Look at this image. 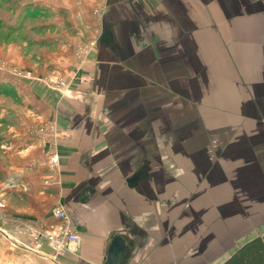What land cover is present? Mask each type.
Masks as SVG:
<instances>
[{"label": "crops", "instance_id": "0c3cea01", "mask_svg": "<svg viewBox=\"0 0 264 264\" xmlns=\"http://www.w3.org/2000/svg\"><path fill=\"white\" fill-rule=\"evenodd\" d=\"M100 2L45 3L61 11L52 58L67 78L77 74L66 90L32 75L7 84L21 108L0 122L10 129L0 135V264H224L264 226V0H216L207 17L202 0H107L96 15ZM185 37L198 50L211 37L224 59L211 65L226 95L216 103L227 110L220 147L217 135L203 143L200 131L188 140L171 128L169 90L186 87ZM80 41L95 46L78 69ZM228 51L242 59L234 80ZM192 59L206 69L201 52ZM46 122L67 133L57 165L34 134ZM57 207L82 242L53 261L47 243L42 255L27 247L30 227L58 228Z\"/></svg>", "mask_w": 264, "mask_h": 264}, {"label": "rangeland", "instance_id": "374dc122", "mask_svg": "<svg viewBox=\"0 0 264 264\" xmlns=\"http://www.w3.org/2000/svg\"><path fill=\"white\" fill-rule=\"evenodd\" d=\"M38 1H42V4L40 5ZM49 1L53 0H0V122L2 120L1 115L5 113L8 108L13 112H15V109L21 108L16 95L12 93L8 94V89L6 88L8 83L18 81L19 78H23V76L28 73L36 78L41 76L47 80L49 79L48 83L51 82V80L56 81L66 77L63 72V66H60L61 64H58L55 62V59L52 58L56 53L57 47L55 46H58V44L55 43V38H53L55 36H53L54 34L52 33L54 29L50 24L54 23L61 11L54 12L45 4L49 3ZM58 1L77 5L79 0ZM214 1L216 0H202L203 8H206L203 10L206 17L209 13L208 7H210L211 2ZM220 1L224 2L227 0ZM106 6L107 0H102L95 9H101L103 10L102 12H104ZM63 12L64 11H62V14ZM68 14L67 12L65 13V18L68 17ZM207 21L208 20H206V22ZM209 26L208 24L203 25V29L208 36ZM41 39L45 40V42L41 41ZM184 39L186 41L183 47L187 62L189 59L190 60L186 64V72L184 75H180V77L186 78V87L180 90L171 88L169 90L171 100V128L173 126H179L185 129L189 138L188 140H190V136L191 138L193 137L188 131H200L203 140H205L203 143H207L206 141L216 139L213 136H220L225 131L226 122L224 121V114L225 111H227L226 106L216 103L225 101L224 97H226V95L218 89L216 84L217 79H219V81L222 79L220 78V73H216L215 68L211 66L216 64L219 68L221 66V61H224V59L215 56L219 51H217L215 47L216 41H211V37H201L202 43L199 50L197 48V42H194L193 37H185ZM212 44H214L213 48ZM175 47L177 48V45H175ZM198 52L203 54V59L206 63V69L202 68L201 71L198 70L197 66L196 70L193 68L194 60L192 57ZM237 52L238 51L231 53L228 51L227 53L228 56L230 55L229 59L232 60V67L234 68L231 74L233 80L234 77L237 76V73H239L238 69L242 67L239 66L242 59ZM175 53L176 51L173 52V54ZM224 53L226 55L225 51ZM221 69L222 71H224V69L227 71L228 68L227 66H222ZM35 73L39 75L36 76ZM223 76H225L224 73ZM194 77L201 81L200 85L196 87L193 85ZM37 81L41 80L38 79ZM219 86H222V83L219 84ZM5 88L7 90H5ZM236 90L237 89L232 90L234 99L230 100L232 109L236 108L233 104L240 102L239 99L235 100V98L238 97ZM220 93L224 95L223 98L219 96ZM177 100H179V104L176 106L174 103ZM179 115V121H176ZM222 130L223 132H221ZM216 131L217 134L215 133ZM2 134L9 135L10 129L6 125L2 126V124H0V135ZM216 140V145L220 147L222 145L220 137ZM2 141L1 138L0 143ZM0 200L2 201L1 197Z\"/></svg>", "mask_w": 264, "mask_h": 264}, {"label": "built area", "instance_id": "2783aa9c", "mask_svg": "<svg viewBox=\"0 0 264 264\" xmlns=\"http://www.w3.org/2000/svg\"><path fill=\"white\" fill-rule=\"evenodd\" d=\"M103 10L96 9L95 14H101ZM95 46V42L85 43L80 41L75 47V56L77 59L78 69L82 67L83 63L88 59L92 49ZM31 74L28 73L24 77H29ZM77 76L76 72H71L68 78H61L56 81H51L48 86L54 90L63 92L70 86V80ZM34 134L40 141L47 146L48 155L51 162L54 165L59 163V144L63 137L67 136L65 131L59 129L56 122H46L38 126L34 131ZM5 207L3 201L0 200V211ZM54 215L60 221L59 226L54 231H46L43 229L30 227L29 233L31 236V245L27 248L36 254L42 255V247L44 243H47L52 253L50 258L53 261H57L58 258L64 255L67 251L76 250L79 248L82 242L80 233L74 227L70 216L66 213L63 207H57L53 211ZM258 237L264 239V228L258 233Z\"/></svg>", "mask_w": 264, "mask_h": 264}, {"label": "trees", "instance_id": "16d2710c", "mask_svg": "<svg viewBox=\"0 0 264 264\" xmlns=\"http://www.w3.org/2000/svg\"><path fill=\"white\" fill-rule=\"evenodd\" d=\"M224 264H264V239L256 237L249 241Z\"/></svg>", "mask_w": 264, "mask_h": 264}, {"label": "water", "instance_id": "95a60500", "mask_svg": "<svg viewBox=\"0 0 264 264\" xmlns=\"http://www.w3.org/2000/svg\"><path fill=\"white\" fill-rule=\"evenodd\" d=\"M113 251H114V254L118 255L121 253V248H119L118 246H115Z\"/></svg>", "mask_w": 264, "mask_h": 264}]
</instances>
